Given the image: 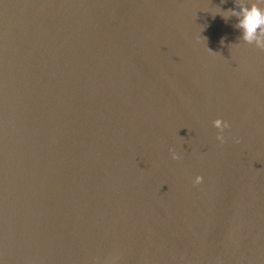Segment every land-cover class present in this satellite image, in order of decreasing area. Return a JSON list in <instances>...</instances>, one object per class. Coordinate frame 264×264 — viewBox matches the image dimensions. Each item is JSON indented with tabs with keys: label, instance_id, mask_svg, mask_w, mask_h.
<instances>
[{
	"label": "water",
	"instance_id": "95a60500",
	"mask_svg": "<svg viewBox=\"0 0 264 264\" xmlns=\"http://www.w3.org/2000/svg\"><path fill=\"white\" fill-rule=\"evenodd\" d=\"M233 7L0 0L3 264H264V52Z\"/></svg>",
	"mask_w": 264,
	"mask_h": 264
},
{
	"label": "clouds",
	"instance_id": "9594fccd",
	"mask_svg": "<svg viewBox=\"0 0 264 264\" xmlns=\"http://www.w3.org/2000/svg\"><path fill=\"white\" fill-rule=\"evenodd\" d=\"M225 20L236 17L235 28L239 29V43L251 45L264 52V0H235V7L218 12ZM238 44V43H236ZM231 46V45H230ZM213 128L217 129L215 139L220 144L225 143L224 130L230 127L227 120L217 117L211 121ZM239 143V139H235ZM173 160L180 159L174 150H169ZM203 177L196 175L192 183L199 185ZM0 264L3 261L0 260Z\"/></svg>",
	"mask_w": 264,
	"mask_h": 264
}]
</instances>
